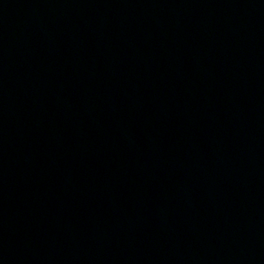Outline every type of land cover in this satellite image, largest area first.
<instances>
[{
    "label": "water",
    "instance_id": "water-1",
    "mask_svg": "<svg viewBox=\"0 0 264 264\" xmlns=\"http://www.w3.org/2000/svg\"><path fill=\"white\" fill-rule=\"evenodd\" d=\"M0 264H264V0H0Z\"/></svg>",
    "mask_w": 264,
    "mask_h": 264
}]
</instances>
